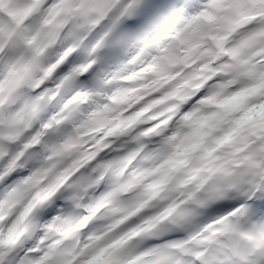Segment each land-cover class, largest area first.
Listing matches in <instances>:
<instances>
[{
	"label": "clouds",
	"instance_id": "clouds-1",
	"mask_svg": "<svg viewBox=\"0 0 264 264\" xmlns=\"http://www.w3.org/2000/svg\"><path fill=\"white\" fill-rule=\"evenodd\" d=\"M0 264H264V0H0Z\"/></svg>",
	"mask_w": 264,
	"mask_h": 264
}]
</instances>
